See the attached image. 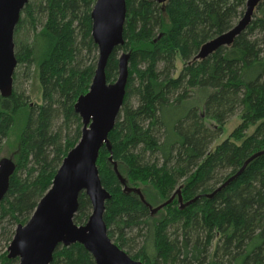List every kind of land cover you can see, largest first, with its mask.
<instances>
[{"label":"trees","instance_id":"16d2710c","mask_svg":"<svg viewBox=\"0 0 264 264\" xmlns=\"http://www.w3.org/2000/svg\"><path fill=\"white\" fill-rule=\"evenodd\" d=\"M96 2L29 0L15 29L13 93H0V156L17 119L26 121L11 154L0 157L16 166L0 202L7 248L82 138L76 104L99 60ZM126 2L124 46L106 67L115 83L119 50L130 54L126 96L111 150L104 146L97 162L111 195L109 237L142 264H264V0L248 29L204 60L196 59L203 45L234 28L248 0ZM25 80L39 83L42 104L24 90ZM236 115L239 126L210 149ZM91 214L82 192L75 224L86 225ZM0 264L19 260L6 251ZM51 264L96 262L75 244L58 248Z\"/></svg>","mask_w":264,"mask_h":264},{"label":"water","instance_id":"95a60500","mask_svg":"<svg viewBox=\"0 0 264 264\" xmlns=\"http://www.w3.org/2000/svg\"><path fill=\"white\" fill-rule=\"evenodd\" d=\"M159 5L168 0H146ZM263 0H248L243 18L230 31L207 42L196 59H207L224 47L231 46L251 25L256 9ZM29 0H0V93H13L17 67L14 33ZM127 20L126 0H97L92 12V36L99 49V60L89 92L80 97L76 112L83 123L82 138L58 170L51 189L39 202L31 219L19 225L8 248V258L19 264H51L61 246L80 244L96 264H142L116 245L109 237L104 221L106 202L111 195L102 185L97 162L107 146L124 105L130 54L119 57V76L108 83L107 63L112 54L124 46ZM16 166L9 159L0 160V202L10 187ZM84 192L92 204L86 225H77L79 197Z\"/></svg>","mask_w":264,"mask_h":264},{"label":"rangeland","instance_id":"374dc122","mask_svg":"<svg viewBox=\"0 0 264 264\" xmlns=\"http://www.w3.org/2000/svg\"><path fill=\"white\" fill-rule=\"evenodd\" d=\"M122 53H127V52H124L122 49L119 50L118 57H120ZM182 67H183V62H182L181 58H179V59H177V72H176V75H178L180 73ZM23 88L27 92V94L32 93L33 99L35 100V102H37L39 104L43 103L42 91H41L39 83L36 80H27V81L25 80ZM132 103H133V101H132ZM25 121H26V116H24V115H22L19 119H17L15 127H14V129L12 131L13 132L12 133V137H11L12 140L9 141L6 144V147L4 148V151H3V153L0 156L1 158L2 157H8V155L11 154V151H10L11 148H9L8 146H9L10 143H14L16 141L17 137L20 135V133H21L23 127H24ZM240 123H241V119L238 117V115L233 117L225 125L223 134L220 136V138L217 141H215L211 145L210 149L213 150L217 144H220L223 141H225L227 138H229L230 134L239 126ZM208 124L209 125H213L214 122L208 121ZM253 130H254V128L252 129V131ZM4 245H5V243L0 245V255L5 253L6 251H8V248L5 247Z\"/></svg>","mask_w":264,"mask_h":264}]
</instances>
